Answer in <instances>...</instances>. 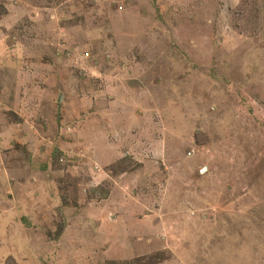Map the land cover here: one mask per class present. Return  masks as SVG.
Returning a JSON list of instances; mask_svg holds the SVG:
<instances>
[{
  "label": "rangeland",
  "instance_id": "1",
  "mask_svg": "<svg viewBox=\"0 0 264 264\" xmlns=\"http://www.w3.org/2000/svg\"><path fill=\"white\" fill-rule=\"evenodd\" d=\"M0 264H264V0H0Z\"/></svg>",
  "mask_w": 264,
  "mask_h": 264
}]
</instances>
